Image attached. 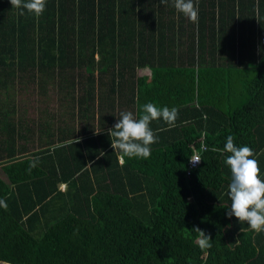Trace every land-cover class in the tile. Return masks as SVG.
Masks as SVG:
<instances>
[{
	"label": "trees",
	"instance_id": "16d2710c",
	"mask_svg": "<svg viewBox=\"0 0 264 264\" xmlns=\"http://www.w3.org/2000/svg\"><path fill=\"white\" fill-rule=\"evenodd\" d=\"M198 7L194 24L173 0H120L117 10L115 0H46L38 18L0 0L1 262L249 264L256 231L226 215L223 149L231 135L257 153L263 137L264 0ZM145 68L150 77H138ZM26 81L57 84L70 99L79 86L81 132L56 137L47 123L43 147L17 146L32 132L15 99ZM232 89L247 99L233 106ZM117 101L136 116L149 102L178 109L174 127L151 122L163 130L149 158L111 147ZM195 153L202 160L189 168ZM194 227L211 236L210 249Z\"/></svg>",
	"mask_w": 264,
	"mask_h": 264
},
{
	"label": "clouds",
	"instance_id": "9594fccd",
	"mask_svg": "<svg viewBox=\"0 0 264 264\" xmlns=\"http://www.w3.org/2000/svg\"><path fill=\"white\" fill-rule=\"evenodd\" d=\"M168 0H160L161 4H167ZM12 7L22 9L20 15L26 10L35 17H40L46 8V0H10ZM173 6L177 12L182 13L192 23L199 21V0H173ZM179 111L177 108L167 106L157 107L154 103L143 105V114L136 116L132 111H122L117 122L109 129L111 147L115 152L122 153L128 158H144L151 156V145L158 142L157 132L150 127L154 120L163 119L169 128L175 126ZM97 132V131H96ZM99 133V132H97ZM78 142V141H74ZM230 153L225 163L231 171V182L228 185L230 208L226 215L235 216L240 223H246L256 232L264 231V178L261 177L258 161V153L249 146L237 147L233 136L227 137L223 149ZM104 155V154H101ZM193 165L202 159H189ZM34 166V165H33ZM4 201L0 200V205ZM6 207V205H4ZM192 230L199 235V247L210 249L211 236L203 230L194 227Z\"/></svg>",
	"mask_w": 264,
	"mask_h": 264
},
{
	"label": "rangeland",
	"instance_id": "374dc122",
	"mask_svg": "<svg viewBox=\"0 0 264 264\" xmlns=\"http://www.w3.org/2000/svg\"><path fill=\"white\" fill-rule=\"evenodd\" d=\"M148 73L149 70L147 69L137 71L139 76H149L150 74ZM37 79L39 80V78ZM41 84L37 81L36 83L26 81L21 87L16 88L17 91L15 90L18 116L22 119L26 118L32 125V132L28 137V141L23 142L21 140L17 142L18 144H24L28 152L40 149V146L45 145L44 143L47 141L46 136H48V134L47 132L45 133L47 129L44 124L48 123L51 125V131H49V134L53 133L56 137H59L62 128H69V130L72 129L73 133L78 135L81 132L80 128L85 125V119H81L79 116V106L77 102L79 97H81L79 86H75L76 89L73 94L74 98L71 97L72 99H70L69 96H65V92L59 91L57 84L50 83L49 81ZM220 102L221 99L218 101V106H220ZM115 103L117 106L108 113L113 112L115 115H120L122 111H126L123 106L121 107L118 104V101ZM97 108L98 106L96 104L94 109L96 110ZM20 109L24 110V115L20 113ZM96 113L97 112H95V116ZM107 115V113L103 114L100 119L109 121L110 117H107ZM86 122L91 123V120L90 122L89 120H86ZM94 125L96 126L95 122ZM0 176H2L1 172ZM60 188L61 190H64L65 185L60 186ZM0 264L8 263L0 261Z\"/></svg>",
	"mask_w": 264,
	"mask_h": 264
},
{
	"label": "crops",
	"instance_id": "0c3cea01",
	"mask_svg": "<svg viewBox=\"0 0 264 264\" xmlns=\"http://www.w3.org/2000/svg\"><path fill=\"white\" fill-rule=\"evenodd\" d=\"M119 2H120V0H115V10H117ZM70 12H72V10ZM176 49H178V48H176ZM96 58H97V56H96ZM145 69L149 70L148 68H145ZM138 70H144V69H138ZM136 74H137V72H136ZM148 74L151 75L150 70H149ZM150 75L146 76V77L149 78ZM137 76L140 77L138 74H137ZM148 78H147V80H148ZM231 96H234V98L236 99V102L233 99V101H234L233 106H235V105L237 106L239 103H242L244 101V99H247V97H246L247 94H246L245 90L243 92L242 90L234 91V89H232L231 90ZM126 108H127V106H124V109H126ZM129 108L131 109V107H129ZM260 122L262 123L260 128H259L260 129V137H261V133H262L263 137L260 138V141L257 144L258 145L257 146L258 157H256V158H258V161H259L261 177L264 178V129H262V128H264L263 118L261 119ZM20 145H22V144L17 143V146H20ZM121 162H122V160H121ZM0 172L2 174V176H0V179L7 183L8 182L7 177L4 174V172L2 171L1 166H0ZM61 186H63V185H61ZM247 238H248L247 241L250 242V245L247 247V250L245 251V253L250 254L251 250L253 249L252 255L247 256L249 258V260H248L249 264H264V231L256 232L253 236H248ZM246 264H248V263H246Z\"/></svg>",
	"mask_w": 264,
	"mask_h": 264
},
{
	"label": "built area",
	"instance_id": "2783aa9c",
	"mask_svg": "<svg viewBox=\"0 0 264 264\" xmlns=\"http://www.w3.org/2000/svg\"><path fill=\"white\" fill-rule=\"evenodd\" d=\"M196 158H200L198 153H195L190 159H196ZM198 164L193 165L192 163H190V160L188 162L189 168H195V167H197Z\"/></svg>",
	"mask_w": 264,
	"mask_h": 264
}]
</instances>
